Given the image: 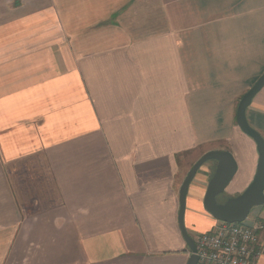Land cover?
I'll return each mask as SVG.
<instances>
[{
    "label": "crops",
    "instance_id": "crops-1",
    "mask_svg": "<svg viewBox=\"0 0 264 264\" xmlns=\"http://www.w3.org/2000/svg\"><path fill=\"white\" fill-rule=\"evenodd\" d=\"M263 73L264 0H0V264H187L181 185L212 150L237 162L220 201L252 182L237 109ZM247 118L264 137V87Z\"/></svg>",
    "mask_w": 264,
    "mask_h": 264
},
{
    "label": "water",
    "instance_id": "water-1",
    "mask_svg": "<svg viewBox=\"0 0 264 264\" xmlns=\"http://www.w3.org/2000/svg\"><path fill=\"white\" fill-rule=\"evenodd\" d=\"M263 87L264 73L243 95L237 109L238 125L247 135L255 140L259 153L257 171L249 186L238 196L220 201V195L225 192L237 172V162L233 154L225 150H212L203 154L189 170L181 185L179 225L191 251L187 264H197L198 255L196 253L195 240L185 226L186 197L190 183L203 164L211 160L217 162L216 171L208 183L204 199L206 210L217 220L231 223L243 222L247 220L254 207L264 205V137L250 124L247 118V108Z\"/></svg>",
    "mask_w": 264,
    "mask_h": 264
},
{
    "label": "built area",
    "instance_id": "built-area-1",
    "mask_svg": "<svg viewBox=\"0 0 264 264\" xmlns=\"http://www.w3.org/2000/svg\"><path fill=\"white\" fill-rule=\"evenodd\" d=\"M263 230L261 221H217L210 231L200 233L194 239L197 264H258Z\"/></svg>",
    "mask_w": 264,
    "mask_h": 264
},
{
    "label": "rangeland",
    "instance_id": "rangeland-1",
    "mask_svg": "<svg viewBox=\"0 0 264 264\" xmlns=\"http://www.w3.org/2000/svg\"><path fill=\"white\" fill-rule=\"evenodd\" d=\"M235 196H237V195H235ZM235 196H233V197H235ZM219 199L221 200V197H220ZM223 201H224V200H223ZM255 209H256V208H255ZM255 209H252V211H251L249 217L247 218L246 222H250L252 213H254V212L256 211ZM218 221H219V220H218ZM198 235H199V234H198ZM198 235H197V236H198Z\"/></svg>",
    "mask_w": 264,
    "mask_h": 264
}]
</instances>
